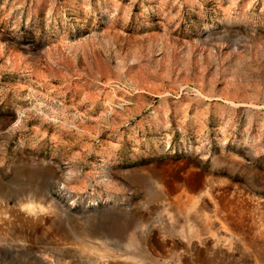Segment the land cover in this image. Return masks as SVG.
<instances>
[{"label":"rangeland","instance_id":"obj_1","mask_svg":"<svg viewBox=\"0 0 264 264\" xmlns=\"http://www.w3.org/2000/svg\"><path fill=\"white\" fill-rule=\"evenodd\" d=\"M0 264H264V0H0Z\"/></svg>","mask_w":264,"mask_h":264}]
</instances>
